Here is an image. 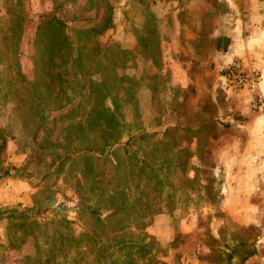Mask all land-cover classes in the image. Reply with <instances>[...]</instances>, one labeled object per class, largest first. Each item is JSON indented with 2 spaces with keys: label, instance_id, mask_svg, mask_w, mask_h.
Returning <instances> with one entry per match:
<instances>
[{
  "label": "rangeland",
  "instance_id": "374dc122",
  "mask_svg": "<svg viewBox=\"0 0 264 264\" xmlns=\"http://www.w3.org/2000/svg\"><path fill=\"white\" fill-rule=\"evenodd\" d=\"M156 1L0 0V264H101L120 244L109 264H231L248 241L252 228L210 220L207 157L179 139L207 124L159 123L124 77Z\"/></svg>",
  "mask_w": 264,
  "mask_h": 264
},
{
  "label": "crops",
  "instance_id": "0c3cea01",
  "mask_svg": "<svg viewBox=\"0 0 264 264\" xmlns=\"http://www.w3.org/2000/svg\"><path fill=\"white\" fill-rule=\"evenodd\" d=\"M154 11L155 24L142 25V32L151 35L137 37L123 49L129 59L124 77H139V92L150 101L147 108L159 110L155 117L163 115L159 123L181 132L207 124V135L202 127L179 138L201 143L190 154L207 157L206 212L218 228L230 221L253 229L248 241L232 247L231 264H264V116L250 109V95L228 92L221 75L225 65L240 57L262 73L258 92L264 94V0H157ZM186 175L192 180L190 168ZM185 191L183 197L194 202L190 185ZM239 243L252 248L241 255Z\"/></svg>",
  "mask_w": 264,
  "mask_h": 264
},
{
  "label": "built area",
  "instance_id": "2783aa9c",
  "mask_svg": "<svg viewBox=\"0 0 264 264\" xmlns=\"http://www.w3.org/2000/svg\"><path fill=\"white\" fill-rule=\"evenodd\" d=\"M224 88L232 94L251 96L250 109L264 116V94L258 92L262 73L251 68L240 57H235L221 71Z\"/></svg>",
  "mask_w": 264,
  "mask_h": 264
},
{
  "label": "trees",
  "instance_id": "16d2710c",
  "mask_svg": "<svg viewBox=\"0 0 264 264\" xmlns=\"http://www.w3.org/2000/svg\"><path fill=\"white\" fill-rule=\"evenodd\" d=\"M43 21H44L45 23H46V22H49L46 18L43 19ZM117 211H118V210H117ZM113 213H115V212H113ZM93 215L96 216L95 213H93ZM97 219H99V218H97ZM146 244H147V243H144V244H142V243H137V244H135V246H132V247L141 248V250H142V249H145V247L147 246ZM121 245H122V244H120L119 246H117L116 249H114V250H112V251L102 253V257H101V261H102V263H101V264H109L108 259H110L111 256H112L115 252H117V251H122V250H124V249H126V248L128 247L127 245H126V246H121Z\"/></svg>",
  "mask_w": 264,
  "mask_h": 264
}]
</instances>
